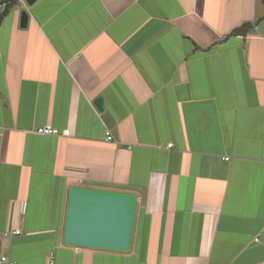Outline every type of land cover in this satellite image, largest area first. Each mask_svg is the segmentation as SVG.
I'll return each instance as SVG.
<instances>
[{"label": "crops", "instance_id": "0c3cea01", "mask_svg": "<svg viewBox=\"0 0 264 264\" xmlns=\"http://www.w3.org/2000/svg\"><path fill=\"white\" fill-rule=\"evenodd\" d=\"M10 1L0 264H264L262 0ZM72 187L136 197L129 251L63 242Z\"/></svg>", "mask_w": 264, "mask_h": 264}, {"label": "water", "instance_id": "95a60500", "mask_svg": "<svg viewBox=\"0 0 264 264\" xmlns=\"http://www.w3.org/2000/svg\"><path fill=\"white\" fill-rule=\"evenodd\" d=\"M35 0H25L27 4ZM27 16L21 13L20 27ZM94 105L102 110V98ZM136 207L133 194L72 187L69 191L63 242L67 245L127 252L131 247Z\"/></svg>", "mask_w": 264, "mask_h": 264}, {"label": "built area", "instance_id": "2783aa9c", "mask_svg": "<svg viewBox=\"0 0 264 264\" xmlns=\"http://www.w3.org/2000/svg\"><path fill=\"white\" fill-rule=\"evenodd\" d=\"M34 132L36 134H39L42 136H52V135H58L59 134V132L50 125L41 126V127L37 128ZM68 134H69V130H63L61 132V135H63V136H67ZM105 139L107 141H112V136H111L109 131L105 132ZM227 159L228 158H225V160H227ZM19 234H20V230L9 229V230L3 232L1 235H2V237L8 238V237H12V236H17ZM1 261L4 262L6 260H5V258H1ZM8 264H12V263H8Z\"/></svg>", "mask_w": 264, "mask_h": 264}, {"label": "trees", "instance_id": "16d2710c", "mask_svg": "<svg viewBox=\"0 0 264 264\" xmlns=\"http://www.w3.org/2000/svg\"><path fill=\"white\" fill-rule=\"evenodd\" d=\"M14 1L15 0H11L9 3H13ZM262 3H263V6H264V0H262ZM9 8H10V5H7L5 7V9L3 10V12L0 14V21H1L2 17L6 14V12L8 11ZM251 26L252 25L249 24V23L242 24L240 27L234 29L231 32V35H239V34L245 35V33L251 28Z\"/></svg>", "mask_w": 264, "mask_h": 264}]
</instances>
